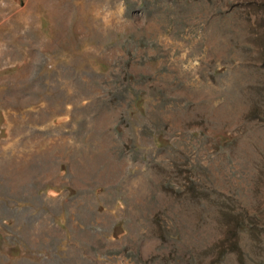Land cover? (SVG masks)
<instances>
[{
    "label": "rangeland",
    "instance_id": "374dc122",
    "mask_svg": "<svg viewBox=\"0 0 264 264\" xmlns=\"http://www.w3.org/2000/svg\"><path fill=\"white\" fill-rule=\"evenodd\" d=\"M0 264H264V0H0Z\"/></svg>",
    "mask_w": 264,
    "mask_h": 264
}]
</instances>
